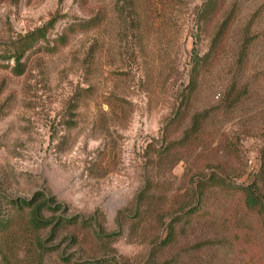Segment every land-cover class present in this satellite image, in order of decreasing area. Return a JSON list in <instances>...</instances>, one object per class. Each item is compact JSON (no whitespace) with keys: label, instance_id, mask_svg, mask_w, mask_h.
<instances>
[{"label":"rangeland","instance_id":"1","mask_svg":"<svg viewBox=\"0 0 264 264\" xmlns=\"http://www.w3.org/2000/svg\"><path fill=\"white\" fill-rule=\"evenodd\" d=\"M205 1L0 0V264H264V0Z\"/></svg>","mask_w":264,"mask_h":264},{"label":"trees","instance_id":"2","mask_svg":"<svg viewBox=\"0 0 264 264\" xmlns=\"http://www.w3.org/2000/svg\"><path fill=\"white\" fill-rule=\"evenodd\" d=\"M227 0H206L203 4L202 10L200 11L202 20L205 22L209 19V21H212L213 24L216 26V30L219 32L221 30H230L231 24H232V15L234 12L233 7H231L229 10L225 11ZM215 26L213 29H215ZM44 28H37L30 34L25 35L21 42L19 43L15 48V51L13 52L12 56L16 62L15 69L20 68V61L25 54L26 51L30 50L34 45L35 42L43 38L45 36ZM218 33V32H217ZM216 47L215 42L211 41L210 49ZM22 69V68H21ZM18 73H21V70H17ZM198 128V124H196V120L193 121L191 129L194 131ZM244 194L243 203L246 208L255 209L257 212L263 214L264 213V203H261L260 200L253 194V192L250 189L243 188L242 189ZM36 195H39V193H36ZM14 206H16L19 209H23V207H27L30 209L29 213V223L34 225L36 228L43 224V219L41 218V211L43 207L47 206L50 209L53 207L51 204L50 199L43 200L42 202L38 204H34L32 201L24 200V199H18L13 201ZM56 209L57 207H53ZM67 224H75L77 223L76 217H69L68 219H63ZM58 222L61 223L62 219H58ZM3 222L0 220V230L2 231L4 228ZM3 228V229H2ZM168 240L170 238L167 237V241H164V243H168ZM67 263L68 261H64ZM73 264H127V260L124 258H121L115 254L112 255H105L101 256L96 259H89L84 261H76Z\"/></svg>","mask_w":264,"mask_h":264}]
</instances>
